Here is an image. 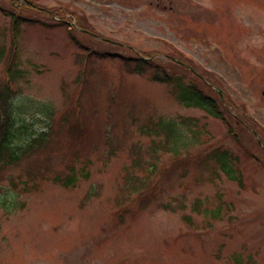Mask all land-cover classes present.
<instances>
[{
	"label": "rangeland",
	"instance_id": "obj_1",
	"mask_svg": "<svg viewBox=\"0 0 264 264\" xmlns=\"http://www.w3.org/2000/svg\"><path fill=\"white\" fill-rule=\"evenodd\" d=\"M28 1L0 0L15 153L0 156V264H264V0ZM128 47L215 100L222 119L153 69L131 74ZM9 67L22 74L13 84ZM159 121L174 123L177 147L146 135Z\"/></svg>",
	"mask_w": 264,
	"mask_h": 264
},
{
	"label": "trees",
	"instance_id": "obj_2",
	"mask_svg": "<svg viewBox=\"0 0 264 264\" xmlns=\"http://www.w3.org/2000/svg\"><path fill=\"white\" fill-rule=\"evenodd\" d=\"M18 26H19L18 21H15L11 27L13 43L15 41L16 34L18 33ZM3 54H4V50L1 49L0 61L3 57ZM146 58L149 59L151 58V56ZM120 60H122L128 66V69L130 70L131 74L142 76L150 69L155 70V68L153 67L154 62L152 63L148 60H143L141 58L126 59L123 57L120 58ZM130 63L133 64V67H131ZM7 77L10 84H13L22 77V74L20 71L17 70L13 71L12 68L9 67L7 69ZM152 81L173 86L174 90L176 91L177 97L181 102H185L186 104H188V106L192 105L195 108L204 111L210 117L220 120L222 119V115L220 113V110L216 102L212 98L206 97L202 93V91L199 90L197 87L189 84L185 85L184 78H181L180 76L177 75L175 76L168 75L164 72H161L160 70H155L154 75L152 76ZM13 95L14 94L11 91L9 85L3 84L2 86H0V156L2 155L1 157L6 159L9 158L11 161L14 160L13 155H15V153L11 152V150L8 149L7 143L9 141L14 124L12 118L13 117L12 101L14 97ZM184 122L186 125H188V127L192 124L194 127H196L194 123L196 124L197 121H191L190 123H187V121ZM144 131L147 136H154L156 138L164 135L167 144L172 143L175 147H177L178 143H180L183 140L181 139L182 136L180 135V133L176 132V127L174 123H171L169 121L168 122L159 121L157 123H151L149 127L144 128ZM172 151L174 152V150ZM215 157L219 164L220 171L232 182H237V177L234 175L235 172L229 166L232 165L230 164L231 157H229L226 153H221ZM152 168L153 167L151 166V169ZM151 169L149 167V170ZM75 181H76L75 177L71 176V177H67L64 180H60L59 183L61 186H64L66 188L73 185ZM135 188L136 187L127 185V189H130L131 191L136 192L137 190ZM241 263L242 261L237 259L236 264H241Z\"/></svg>",
	"mask_w": 264,
	"mask_h": 264
},
{
	"label": "flooded vegetation",
	"instance_id": "obj_3",
	"mask_svg": "<svg viewBox=\"0 0 264 264\" xmlns=\"http://www.w3.org/2000/svg\"><path fill=\"white\" fill-rule=\"evenodd\" d=\"M79 30H82V31H85V30H83V29H79ZM223 93V92H222ZM222 93H220L221 94V96H222V99H221V101H222V103H223V105H224V107L227 109V110H230L229 109V107H227V105H225V95H224V93L222 94ZM232 107V106H231ZM233 108V107H232Z\"/></svg>",
	"mask_w": 264,
	"mask_h": 264
},
{
	"label": "water",
	"instance_id": "obj_4",
	"mask_svg": "<svg viewBox=\"0 0 264 264\" xmlns=\"http://www.w3.org/2000/svg\"><path fill=\"white\" fill-rule=\"evenodd\" d=\"M27 4H28L29 6H31V3L27 2Z\"/></svg>",
	"mask_w": 264,
	"mask_h": 264
}]
</instances>
